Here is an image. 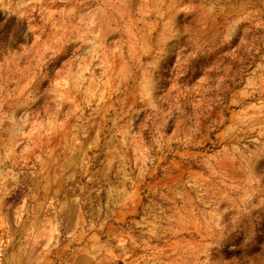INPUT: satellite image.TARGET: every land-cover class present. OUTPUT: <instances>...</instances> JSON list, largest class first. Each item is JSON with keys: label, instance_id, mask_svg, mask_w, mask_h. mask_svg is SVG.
Wrapping results in <instances>:
<instances>
[{"label": "rangeland", "instance_id": "rangeland-1", "mask_svg": "<svg viewBox=\"0 0 264 264\" xmlns=\"http://www.w3.org/2000/svg\"><path fill=\"white\" fill-rule=\"evenodd\" d=\"M110 136L174 164L97 264H264V0H0V264L54 256L69 195L95 216L63 165Z\"/></svg>", "mask_w": 264, "mask_h": 264}, {"label": "crops", "instance_id": "crops-1", "mask_svg": "<svg viewBox=\"0 0 264 264\" xmlns=\"http://www.w3.org/2000/svg\"><path fill=\"white\" fill-rule=\"evenodd\" d=\"M112 141L111 136L105 139V146L111 153L93 171L85 165L82 151L66 156L64 177L87 176L95 185L96 194L100 195L96 201L97 212L93 218H88L81 201L88 202L87 209H93L92 199L69 195L62 209L65 212V242L60 244L54 256L48 254L49 251L41 253L42 264H97V259L113 242L125 237L123 232L127 221L135 217L143 204H147V199L161 193L167 185L169 168L174 163L159 166L148 162L147 155H138L131 168L117 153ZM163 168L165 171L158 174V169ZM54 189V193H59L61 187L57 185ZM51 192V189L47 190V193Z\"/></svg>", "mask_w": 264, "mask_h": 264}]
</instances>
